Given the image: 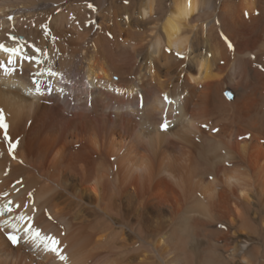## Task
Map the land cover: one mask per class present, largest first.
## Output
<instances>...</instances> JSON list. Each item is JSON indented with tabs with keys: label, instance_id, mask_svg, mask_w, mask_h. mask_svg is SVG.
<instances>
[{
	"label": "bare ground",
	"instance_id": "obj_1",
	"mask_svg": "<svg viewBox=\"0 0 264 264\" xmlns=\"http://www.w3.org/2000/svg\"><path fill=\"white\" fill-rule=\"evenodd\" d=\"M0 43L47 52L76 101L0 82L1 203L66 258L0 229V264H264V0H0Z\"/></svg>",
	"mask_w": 264,
	"mask_h": 264
},
{
	"label": "snow or ice",
	"instance_id": "obj_2",
	"mask_svg": "<svg viewBox=\"0 0 264 264\" xmlns=\"http://www.w3.org/2000/svg\"><path fill=\"white\" fill-rule=\"evenodd\" d=\"M125 2H127V0H125ZM89 7H91V5H89ZM245 15H247V13H245ZM9 19H11V17H9ZM9 38L12 40L18 39L15 36H10ZM29 47L32 49L31 54L23 52L20 46L10 48L0 43V52H3L6 56V60H0V71H3L6 75H11L13 72L16 71L15 65L20 60L27 62L29 65H32V64L40 65L41 67L39 69L34 70V74L31 78V83L35 86V93L41 94V85L37 77L43 74H47L51 77H59L61 76V73L54 71L51 67L43 66V61L40 59V55H43L46 59L47 52H43L40 48L31 46V45ZM229 47H231L230 44H229ZM176 56L179 59H185V57L179 52L176 53ZM52 90L53 89L49 86L48 87L49 93ZM60 91L62 92L63 89H61ZM29 93L31 94V89H29ZM225 95L228 96L229 99H231L230 92H226ZM164 100L168 103H171V101L169 100L167 96H164ZM141 107H143L142 102H141ZM168 126H169V123L167 119L166 118L163 119V121L160 123L161 130H166ZM7 129H8V124L5 122L3 110H0V130L4 131V140L5 142L9 143L8 151L9 153H12V151L16 148V143H13L11 141V137L9 136ZM8 203L10 204L11 201H9ZM4 211H10V209L8 208V204H5ZM17 219L25 220V219H28V217L18 216ZM6 224H7V221L0 222V228H3ZM24 234H25L26 242H28L29 240L32 242L39 240L41 244L43 245V248L45 251L56 254L61 260L66 259L61 254V249L59 247L61 242L55 236L50 235V234H47V235L42 234L39 229L34 228L31 224H29L28 228L24 229ZM8 239L12 241L13 244H16L18 243L20 238L17 237L14 232H8Z\"/></svg>",
	"mask_w": 264,
	"mask_h": 264
},
{
	"label": "rangeland",
	"instance_id": "obj_3",
	"mask_svg": "<svg viewBox=\"0 0 264 264\" xmlns=\"http://www.w3.org/2000/svg\"><path fill=\"white\" fill-rule=\"evenodd\" d=\"M238 242H239V244H238L239 250L243 251L245 249V247H247V244L250 243V240L248 238L244 237L243 239H239Z\"/></svg>",
	"mask_w": 264,
	"mask_h": 264
}]
</instances>
